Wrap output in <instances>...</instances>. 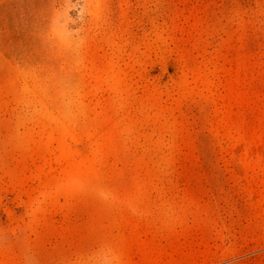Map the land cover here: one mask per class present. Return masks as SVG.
Segmentation results:
<instances>
[{
    "label": "rangeland",
    "instance_id": "rangeland-1",
    "mask_svg": "<svg viewBox=\"0 0 264 264\" xmlns=\"http://www.w3.org/2000/svg\"><path fill=\"white\" fill-rule=\"evenodd\" d=\"M0 264H264V0H0Z\"/></svg>",
    "mask_w": 264,
    "mask_h": 264
}]
</instances>
